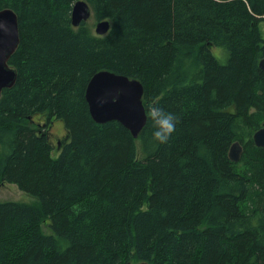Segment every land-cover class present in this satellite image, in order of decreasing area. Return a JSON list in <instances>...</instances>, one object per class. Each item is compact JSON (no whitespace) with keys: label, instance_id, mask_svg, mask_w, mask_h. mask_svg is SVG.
<instances>
[{"label":"trees","instance_id":"16d2710c","mask_svg":"<svg viewBox=\"0 0 264 264\" xmlns=\"http://www.w3.org/2000/svg\"><path fill=\"white\" fill-rule=\"evenodd\" d=\"M77 1L106 34L71 25ZM5 9L19 43L0 94V187L36 202L0 203V264H264V148L252 139L264 123V0H0ZM100 71L141 83L138 138L92 120L85 89ZM154 109L178 118L164 143ZM53 119L65 130L56 158Z\"/></svg>","mask_w":264,"mask_h":264},{"label":"water","instance_id":"95a60500","mask_svg":"<svg viewBox=\"0 0 264 264\" xmlns=\"http://www.w3.org/2000/svg\"><path fill=\"white\" fill-rule=\"evenodd\" d=\"M89 6L84 1H77L71 8V25L78 27L81 22L91 18ZM110 27L109 22L95 24L97 35H104ZM19 43L17 18L13 11H0V94L3 89L13 86L15 72L8 66V60ZM264 72V58L258 63ZM143 87L140 82L109 71H100L89 80L85 89V100L89 114L97 124L115 121L128 130L134 139L138 138L146 123L145 109L142 104ZM256 147L264 148V123L253 134ZM60 143H57L59 148ZM242 147L235 142L231 145L228 157L238 162ZM127 264H150L148 262Z\"/></svg>","mask_w":264,"mask_h":264},{"label":"rangeland","instance_id":"374dc122","mask_svg":"<svg viewBox=\"0 0 264 264\" xmlns=\"http://www.w3.org/2000/svg\"><path fill=\"white\" fill-rule=\"evenodd\" d=\"M88 22L93 31V27L96 23L91 18L89 19ZM210 52L220 63L225 62L226 55L222 49L217 48V47H212L210 48ZM50 132H51V142L53 143V146L56 150V151H53L52 156L53 158H56L58 156V150L56 148L57 143L58 142L61 143L65 135L63 122L57 119H53L51 126H50ZM8 201L33 204L36 202V199L19 191L15 185L6 184L0 187V203L8 202ZM44 229H46V231L44 230L46 234L51 233V230L49 227H44Z\"/></svg>","mask_w":264,"mask_h":264},{"label":"clouds","instance_id":"9594fccd","mask_svg":"<svg viewBox=\"0 0 264 264\" xmlns=\"http://www.w3.org/2000/svg\"><path fill=\"white\" fill-rule=\"evenodd\" d=\"M178 118L172 113H166L164 117L160 118V109L153 111V123L155 130L153 131V139L160 143L167 141L169 136L175 131Z\"/></svg>","mask_w":264,"mask_h":264}]
</instances>
